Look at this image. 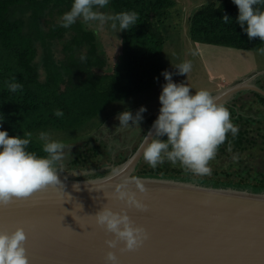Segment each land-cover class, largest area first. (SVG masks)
<instances>
[{
	"label": "trees",
	"instance_id": "trees-1",
	"mask_svg": "<svg viewBox=\"0 0 264 264\" xmlns=\"http://www.w3.org/2000/svg\"><path fill=\"white\" fill-rule=\"evenodd\" d=\"M72 3L73 0H0V120L5 119L0 130L8 131L10 136L22 137L24 133L31 132L33 139L28 150L40 155L44 154L42 144L36 140L39 132L72 133L86 127L95 129L99 127L95 126V121L101 115L107 113L111 116L116 111H111V108L153 88L164 70L162 25L168 20L176 1L111 0L108 8L113 14L135 11L139 20L133 29L121 32L120 63L114 70L103 73L107 59L100 51L96 32L89 30L81 21L67 29L60 27V18L71 9ZM260 7L264 10V6ZM55 15L60 16L59 20H55ZM224 15L233 22L224 24ZM237 17L238 7L233 2L205 5L189 17L190 37L194 43L237 50L257 52L264 47V41L259 37L248 39L236 23ZM43 23L49 27L47 32ZM68 33L71 38L64 46L65 59L56 61L53 42L63 41ZM41 49L44 51L45 81H42L38 68ZM81 55L87 59L82 61ZM12 77L23 85L22 91L11 93L7 90L5 82ZM260 97L264 102V97ZM58 109L64 112L63 117L55 116ZM252 119H239L236 123L245 125ZM249 134V129L244 127L239 129L236 138L229 134L218 152L228 154V143H231L235 154L257 146L256 142L248 139ZM102 146H95L93 151L84 153L73 165L87 164V155L91 152V158L96 159ZM166 166L167 163L156 169H144L137 176L197 181L190 172L185 171L187 175H184L180 165L175 169ZM109 171L82 179L97 178ZM234 175L241 178L238 183L230 179V172L225 174L227 180L207 182L202 179L199 183L215 188H250L249 191L254 193L264 192V172L251 174V171L240 168ZM246 177L256 181L257 185L250 186Z\"/></svg>",
	"mask_w": 264,
	"mask_h": 264
},
{
	"label": "water",
	"instance_id": "water-1",
	"mask_svg": "<svg viewBox=\"0 0 264 264\" xmlns=\"http://www.w3.org/2000/svg\"><path fill=\"white\" fill-rule=\"evenodd\" d=\"M262 75L224 86L214 96L225 105L246 91L264 96L256 84ZM140 146L103 176L78 180L88 173H61L64 189L15 200L8 210L0 207V230L25 229L30 264H105L108 251L116 253L120 264H264V192L137 176ZM132 178L147 188L144 194L130 186L148 211L129 209L114 198L116 183ZM103 206L126 210L149 238L134 251H120L123 244L110 249L106 241L114 235L95 222Z\"/></svg>",
	"mask_w": 264,
	"mask_h": 264
},
{
	"label": "clouds",
	"instance_id": "clouds-1",
	"mask_svg": "<svg viewBox=\"0 0 264 264\" xmlns=\"http://www.w3.org/2000/svg\"><path fill=\"white\" fill-rule=\"evenodd\" d=\"M232 2L238 7L236 23L247 34L248 39L259 37L264 41V10L260 7L264 6V0ZM110 3L111 0H73L71 9L61 17L60 27L67 29L81 21L85 25L96 24L98 28H102L110 22L113 31L124 32L138 24L139 14L135 11L114 15H106L100 11ZM222 22L230 24L233 21L228 15H224ZM257 52L264 55V47L257 49ZM80 59L84 61L87 57L81 55ZM192 67L190 61H185L175 66L178 69L176 74H186L188 78ZM161 75L166 81L159 96L162 106L158 118L144 135L140 155L142 153L143 160L152 169L165 163L172 166L179 164L193 175L210 176V162L216 158L229 134L233 138L238 136L239 126L233 122L229 108L218 102L208 90L201 89L193 93L189 83L174 82L172 72L165 70ZM5 86L11 93L23 90V85L15 77L6 81ZM146 111L147 108L142 106L135 116L130 111L119 114L117 119L121 126L117 130L132 128L133 125L140 127ZM55 116L63 117L64 112L58 109ZM4 120H0V128L3 127ZM164 137L167 139H163ZM32 139L31 132L24 133L22 137L10 136L8 131L0 130V207L8 206L15 200L27 199L37 192L65 187L61 173L64 172L63 161L69 146L62 141L53 140L47 132H40L38 140L44 154L40 155L28 150ZM227 150L232 152L231 143H228ZM233 159L238 160L239 156L234 155ZM112 175L118 176L119 172L113 169ZM131 185H135L140 193H147V188L140 179H125L116 183L114 198L126 204L129 209L148 211V205L142 198H138ZM74 187L78 189L79 186ZM95 222L107 233L114 235V239L106 241L110 249L123 244L120 251H134L149 238L147 230L137 226L124 209L114 211L109 206H103L95 214ZM26 241L27 233L23 227L12 232L0 230V264H30ZM105 264H120L114 251L107 252Z\"/></svg>",
	"mask_w": 264,
	"mask_h": 264
},
{
	"label": "rangeland",
	"instance_id": "rangeland-1",
	"mask_svg": "<svg viewBox=\"0 0 264 264\" xmlns=\"http://www.w3.org/2000/svg\"><path fill=\"white\" fill-rule=\"evenodd\" d=\"M175 1V7L170 10L168 20L162 25V31L165 36V45L163 48V71L167 70L172 72L174 74V82L189 83L193 88V93L201 89H206L215 95L222 88L221 84H236L254 74L264 72V55H259L258 52L194 43L190 37L189 17H191V15L195 14L205 5L211 3L219 4L222 1L232 2V0ZM100 11L106 15H114L113 11L108 7L100 9ZM59 18L60 16L55 15V20H59ZM43 25L44 30L47 32L49 30L48 25L46 23H43ZM85 26L89 30L96 32L100 51L107 59V68L101 72L103 73L106 70H114L121 60V32H119V30L113 31L110 22L105 24L102 28H98V25L96 24ZM70 38V33H68L66 39L63 41L53 42V54L56 61L60 62L65 59L64 46L66 41ZM185 61H190L193 65L192 71L188 74V78L186 74H176L178 73V69H176L175 66ZM38 68L42 81H45L46 72L44 69L43 49L40 50ZM256 82H258V86L259 83H261L260 86H264V75L258 77ZM165 83L166 81L161 75L153 88L135 98L129 99L125 103L116 105V108L114 109L111 108V111L116 110L111 116L107 113L101 115L98 120L95 121V126L99 125V127L95 129H93L94 127H86L72 133L50 130L41 131L49 133L53 140L62 141L69 146L68 149H66L65 159L63 161V173L74 175L80 172H87L88 174L86 176L91 177L95 173L103 172L104 169L109 170L113 166L120 165L124 159L127 160L130 158L143 142L144 135H146L149 129L150 123L148 122V118L153 113L160 111L162 105L160 104L159 96L162 91V85ZM250 96L251 95L245 97L241 96L236 100L238 103L229 102L228 105H242L240 100L243 98L249 99ZM259 98L261 97L259 96ZM252 100H254L253 97ZM254 101L257 102L258 100L255 99ZM142 106L146 107L147 111L143 113L144 118L140 123V127H135L133 125L132 128L117 130V128L121 126L117 119L119 114L124 111H130L135 116ZM250 106L251 105H249V107ZM256 106L261 110L264 109L261 106H258V104H256ZM256 106L251 107L252 111H247L248 113H245V115H250L256 119H259L260 115L261 118H264V111H259L258 113L256 109H254ZM257 113L259 115H256ZM129 123L131 124V122ZM250 129L251 137L257 139V146L249 148L240 154H235L233 151L228 154L217 153L216 158L210 162L212 174L210 176L201 177L191 173V176L197 180H193L192 182L199 183L202 179L207 182H221L228 179L225 174L230 172L232 173L230 179L233 183H238L241 178L234 174L237 173L240 168L251 171V174H254L256 171L264 172V145H261L264 143L262 142V137H264V127L260 128L259 125H254L251 126ZM259 130L261 131L259 132ZM39 133L36 135V140L38 142ZM91 138L94 140H91ZM163 139L166 140L167 137H164ZM101 144L103 146L96 159L91 158V152L87 155V164L79 166L73 165L78 157L84 153L90 152L95 146L100 147ZM234 155H238L239 159L234 160ZM167 164L173 169L179 168V164L176 166H172L170 163ZM150 168L151 167L142 160L136 170V175L141 174L142 170H149ZM183 174L187 175L186 172H183ZM82 178H84V176L78 178V180H81ZM245 180L248 181L247 183H249L250 186L257 185L256 181L250 180L247 177ZM249 190L251 189L249 188Z\"/></svg>",
	"mask_w": 264,
	"mask_h": 264
},
{
	"label": "flooded vegetation",
	"instance_id": "flooded-vegetation-1",
	"mask_svg": "<svg viewBox=\"0 0 264 264\" xmlns=\"http://www.w3.org/2000/svg\"><path fill=\"white\" fill-rule=\"evenodd\" d=\"M256 84H258V82H256ZM260 84L261 83H259V87H261V88H263L264 89V86H260ZM248 95H251L250 97H249V99H246V98H243V99H241L240 100V102L242 103V105H239V106H235V105H228L227 107L229 108V110H230V112H231V118H232V120H233V122L236 124V125H238L239 126V129H242V127H244V129H249V132H250V134L248 135V139H250L251 140V142H257V139L256 138H253V137H251V129H250V127L251 126H254V125H259L260 126V128H262V127H264V118H261V116L258 114L259 113V111H264V109L263 110H261V109H259L257 106H256V104H258V106H261L262 108H264V102H262V99L261 98H259V95L260 94H258V93H255V92H252V91H246V92H243V93H240V94H238V95H236L235 96V98L231 101V102H233V103H238V102H236V100L239 98V97H245V96H248ZM260 96H262V95H260ZM252 97L254 98V100L256 99V100H258L257 102L256 101H254V100H252ZM264 97V96H263ZM248 103V104H247ZM249 105H251L250 107H249ZM253 106H256L254 109H256V111L258 112L256 115H259V119H256V118H254V119H252L253 121H251L250 123H246L245 125H243V124H241V123H236V121L237 120H239V119H245V120H247V119H251L252 118V116H250V115H245V113L247 114L248 112L247 111H249V112H251L252 111V108L251 107H253ZM158 115H159V112H157V113H153L149 118H148V122L150 123V126H149V129L152 127V125H153V123H154V121L158 118ZM244 121V120H243ZM243 125V126H242ZM149 129H148V131H149ZM147 131V132H148ZM261 130H259V132H260ZM147 134V133H146ZM262 142H264V137H262ZM219 153V152H218ZM168 165V164H167ZM113 166V165H112ZM161 167V166H160ZM168 169H169V165L168 166H166ZM111 169V168H110ZM150 169H152V168H150ZM97 171H101V170H97ZM103 171H107V169H104ZM182 172H184L185 173V171L183 170ZM187 172V171H186ZM255 172V171H254ZM256 172H258V171H256ZM100 173V172H99ZM164 179H166V178H164Z\"/></svg>",
	"mask_w": 264,
	"mask_h": 264
},
{
	"label": "snow or ice",
	"instance_id": "snow-or-ice-1",
	"mask_svg": "<svg viewBox=\"0 0 264 264\" xmlns=\"http://www.w3.org/2000/svg\"><path fill=\"white\" fill-rule=\"evenodd\" d=\"M16 202L14 201L13 203L9 204L8 206H5V210H8L12 205H14Z\"/></svg>",
	"mask_w": 264,
	"mask_h": 264
},
{
	"label": "crops",
	"instance_id": "crops-1",
	"mask_svg": "<svg viewBox=\"0 0 264 264\" xmlns=\"http://www.w3.org/2000/svg\"><path fill=\"white\" fill-rule=\"evenodd\" d=\"M226 85H228V84H221L222 87H224V86H226Z\"/></svg>",
	"mask_w": 264,
	"mask_h": 264
}]
</instances>
